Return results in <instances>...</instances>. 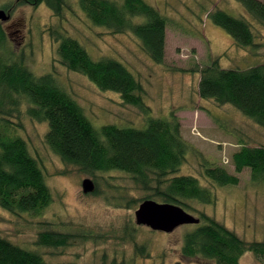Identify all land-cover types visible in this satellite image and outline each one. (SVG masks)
I'll list each match as a JSON object with an SVG mask.
<instances>
[{"label": "rangeland", "instance_id": "1", "mask_svg": "<svg viewBox=\"0 0 264 264\" xmlns=\"http://www.w3.org/2000/svg\"><path fill=\"white\" fill-rule=\"evenodd\" d=\"M66 1L62 20L46 3L36 7L18 5L9 13L5 10L10 19L0 23L8 36V49L16 57L23 56L36 75L53 73L96 127L116 124L140 128L145 119L140 110L123 103L120 94L101 91L85 75L61 64L50 29L59 28L79 40L94 59L108 56L123 62L143 84L154 115L174 111L180 118L184 137L194 148L181 175L198 177L215 193V200L210 204L193 202L196 210L188 213L199 222L181 225L170 233L139 225L135 214L147 194L127 174L111 172L95 180L78 173L46 144L47 123L23 114L14 120L23 124L20 134L44 169L52 202L39 215L15 214L0 206V234L23 248L38 251L51 264H217L212 259L182 254L184 236L204 222L202 214L248 243L264 241V184L255 183L248 168L237 172L233 162L242 144L264 145V127L233 105L201 100L198 92L199 71L216 57H220L224 68L247 69L264 64V25L238 0H145L167 18L165 62L157 64L131 31L98 27L78 0ZM14 2L0 0V10ZM215 10L245 19L254 33L255 45H237L212 20L210 15ZM203 165L223 166L240 181L237 185H215L205 178ZM86 179L96 181L98 194L83 192ZM44 231L71 234L73 238L64 247L38 246ZM139 245L146 246L147 252L137 251ZM240 264L264 262L247 252Z\"/></svg>", "mask_w": 264, "mask_h": 264}, {"label": "trees", "instance_id": "2", "mask_svg": "<svg viewBox=\"0 0 264 264\" xmlns=\"http://www.w3.org/2000/svg\"><path fill=\"white\" fill-rule=\"evenodd\" d=\"M238 1L264 25V0ZM78 2L94 25L113 32L131 31L155 63L165 62L167 18L159 9L145 0H123L122 4L111 0ZM42 3L60 19L64 17L66 0H15L4 10L9 13L18 5L36 7ZM210 16L237 45H255L254 33L245 19L223 10H215ZM140 17H144L143 21H135ZM50 36L58 44L59 61L64 67L85 75L103 92L120 94L123 103L142 112L144 123L140 128L116 124L96 127L84 107L59 85L53 73L36 75L23 56L16 57L8 49V36L0 23V206L15 214L39 215L52 202L44 169L20 134L23 124L14 120L23 114L47 123L46 144L78 173L96 180L106 173L123 172L147 194L146 200L175 204L187 212L196 210L195 201L213 203L215 193L205 188L198 177L181 175L194 148L185 139L176 112L154 115L147 104L143 84L120 60L108 56L94 59L79 40L59 28H51ZM199 73L201 100L233 105L264 127V64L247 69L224 68L220 57H216ZM233 162L237 172L248 168L252 180L264 184V145L242 144ZM203 172L206 179L218 186L237 185L240 181L223 166L203 165ZM93 194H98L97 185ZM202 220V224L184 236V257H204L217 264H240L245 253L252 252L264 262V241L248 243L215 219L202 214ZM72 238L71 234L44 231L37 245L64 247ZM136 250L141 254L147 252L144 245L137 246ZM0 264L51 263L38 251L23 248L0 234Z\"/></svg>", "mask_w": 264, "mask_h": 264}, {"label": "water", "instance_id": "3", "mask_svg": "<svg viewBox=\"0 0 264 264\" xmlns=\"http://www.w3.org/2000/svg\"><path fill=\"white\" fill-rule=\"evenodd\" d=\"M9 19L10 15L5 10H0V21L6 22ZM82 186L85 194L95 191V185L90 179L84 180ZM135 215L137 224L167 233L173 232L181 225L199 222L198 218L182 207L171 203H160L155 200H145Z\"/></svg>", "mask_w": 264, "mask_h": 264}]
</instances>
